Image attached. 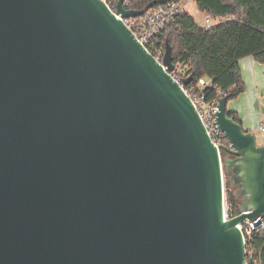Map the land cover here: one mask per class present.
<instances>
[{
    "label": "water",
    "instance_id": "95a60500",
    "mask_svg": "<svg viewBox=\"0 0 264 264\" xmlns=\"http://www.w3.org/2000/svg\"><path fill=\"white\" fill-rule=\"evenodd\" d=\"M145 10L0 0V264H247L264 143L228 96L213 142L171 45L158 61L123 20Z\"/></svg>",
    "mask_w": 264,
    "mask_h": 264
},
{
    "label": "trees",
    "instance_id": "16d2710c",
    "mask_svg": "<svg viewBox=\"0 0 264 264\" xmlns=\"http://www.w3.org/2000/svg\"><path fill=\"white\" fill-rule=\"evenodd\" d=\"M128 8L152 9L172 0H125ZM183 1V0H180ZM200 12L209 14L215 23L202 28L188 12L176 16L156 37L165 49L172 47V74L182 80L191 77L185 90L192 97L202 94L210 102L228 96L238 98L246 90L240 60L251 56L264 64V0H195ZM201 79L211 84L200 85ZM230 116L241 119L236 111ZM226 202L231 216L239 213L235 188L226 183ZM247 264L257 259L264 264V228L248 237ZM253 253V254H252Z\"/></svg>",
    "mask_w": 264,
    "mask_h": 264
},
{
    "label": "built area",
    "instance_id": "2783aa9c",
    "mask_svg": "<svg viewBox=\"0 0 264 264\" xmlns=\"http://www.w3.org/2000/svg\"><path fill=\"white\" fill-rule=\"evenodd\" d=\"M104 1L110 6V8H112L114 12H116L117 3L119 0H104ZM188 1L189 0H183V1L172 0L158 7L147 9L140 16L123 18V20L126 23V25L133 30L137 39L148 49V51L151 54H153L158 61L162 62L166 49L160 43H157L159 41L156 39V37L162 30H164L172 22V20L176 16L183 15L189 12L186 7ZM127 5H128V1L124 0V6L127 9H129ZM198 25L202 28L212 27L213 26L212 17L209 14H205L204 21L202 23H198ZM210 84H211L210 79L200 80V85L202 87L208 86ZM192 99L198 111L200 112L204 124L210 136L213 139V142L218 147L222 144L229 145L230 147H232L228 139L225 137L224 133H222L221 130L219 129L217 122L215 120L214 114L218 110L219 99H215L210 102H207L204 100V96L202 94H195V96L192 97ZM260 129L261 131L264 132V123L260 125ZM225 217L226 218L233 217L228 212V204L226 205ZM238 227L243 231L244 238L247 243L248 237H250L255 230L259 228H264V219H262V223L257 227H254L253 222L250 220H246L244 223L238 224ZM251 257L252 260H250L249 264H256L257 259H255L253 255H251Z\"/></svg>",
    "mask_w": 264,
    "mask_h": 264
},
{
    "label": "crops",
    "instance_id": "0c3cea01",
    "mask_svg": "<svg viewBox=\"0 0 264 264\" xmlns=\"http://www.w3.org/2000/svg\"><path fill=\"white\" fill-rule=\"evenodd\" d=\"M240 66L243 79L246 83V90L239 97L245 99L248 104L255 109L259 106L261 101H264V64L256 61L253 57L248 56L240 60ZM228 110L236 111L242 123L246 126L244 119L241 117L240 110H238L237 107H228ZM262 123H264V121H261L260 125ZM245 128H248L247 130H249V127Z\"/></svg>",
    "mask_w": 264,
    "mask_h": 264
},
{
    "label": "rangeland",
    "instance_id": "374dc122",
    "mask_svg": "<svg viewBox=\"0 0 264 264\" xmlns=\"http://www.w3.org/2000/svg\"><path fill=\"white\" fill-rule=\"evenodd\" d=\"M186 7L198 23H202L204 21L205 13L198 10L195 0H189ZM215 23L217 22L212 19V25ZM234 106L240 110L241 117L244 119V123L246 125L244 126L242 123L244 128L249 127V130L257 135L258 142H264V132L260 129V123L261 121H264V101H261L259 106L253 109L245 99L238 97L229 101L228 107Z\"/></svg>",
    "mask_w": 264,
    "mask_h": 264
}]
</instances>
